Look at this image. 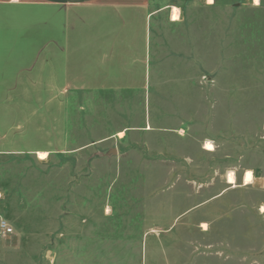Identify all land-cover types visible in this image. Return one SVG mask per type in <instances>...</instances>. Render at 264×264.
Wrapping results in <instances>:
<instances>
[{"label": "rangeland", "instance_id": "1", "mask_svg": "<svg viewBox=\"0 0 264 264\" xmlns=\"http://www.w3.org/2000/svg\"><path fill=\"white\" fill-rule=\"evenodd\" d=\"M182 12L192 59L161 44L136 88L50 91L0 130L23 150L0 154V264H264V0Z\"/></svg>", "mask_w": 264, "mask_h": 264}, {"label": "crops", "instance_id": "2", "mask_svg": "<svg viewBox=\"0 0 264 264\" xmlns=\"http://www.w3.org/2000/svg\"><path fill=\"white\" fill-rule=\"evenodd\" d=\"M190 1L0 0V130L43 117L44 106L48 114L50 91L136 88L161 44L192 59L193 21L182 12Z\"/></svg>", "mask_w": 264, "mask_h": 264}, {"label": "bare ground", "instance_id": "3", "mask_svg": "<svg viewBox=\"0 0 264 264\" xmlns=\"http://www.w3.org/2000/svg\"><path fill=\"white\" fill-rule=\"evenodd\" d=\"M211 1V0H209ZM255 2V0H254ZM256 3V2H255ZM257 4V3H256ZM177 9H173V14L172 17H177ZM122 134V132H119L118 135L120 136ZM214 145L211 144L210 141H206L203 149L208 150V151H212L213 150ZM35 154L37 155L38 158L40 159H45L48 155L47 151H35ZM231 174V175H230ZM226 182L231 186V187H235L236 186V181H235V175L233 171H228L227 175H226ZM253 183V175L251 173L250 170H245L242 174V184L243 185H248ZM202 227V229H206V224L204 222H202V224L200 225Z\"/></svg>", "mask_w": 264, "mask_h": 264}, {"label": "built area", "instance_id": "4", "mask_svg": "<svg viewBox=\"0 0 264 264\" xmlns=\"http://www.w3.org/2000/svg\"><path fill=\"white\" fill-rule=\"evenodd\" d=\"M13 227L7 220L0 217V238H5L8 235L13 234Z\"/></svg>", "mask_w": 264, "mask_h": 264}, {"label": "clouds", "instance_id": "5", "mask_svg": "<svg viewBox=\"0 0 264 264\" xmlns=\"http://www.w3.org/2000/svg\"><path fill=\"white\" fill-rule=\"evenodd\" d=\"M256 3H259V0H255Z\"/></svg>", "mask_w": 264, "mask_h": 264}, {"label": "snow or ice", "instance_id": "6", "mask_svg": "<svg viewBox=\"0 0 264 264\" xmlns=\"http://www.w3.org/2000/svg\"><path fill=\"white\" fill-rule=\"evenodd\" d=\"M174 18H176V17H174ZM231 175V174H230Z\"/></svg>", "mask_w": 264, "mask_h": 264}]
</instances>
